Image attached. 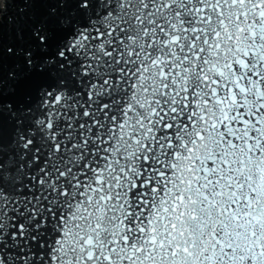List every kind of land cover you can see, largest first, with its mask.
Listing matches in <instances>:
<instances>
[{
  "label": "snow or ice",
  "instance_id": "obj_1",
  "mask_svg": "<svg viewBox=\"0 0 264 264\" xmlns=\"http://www.w3.org/2000/svg\"><path fill=\"white\" fill-rule=\"evenodd\" d=\"M0 264H264V0H0Z\"/></svg>",
  "mask_w": 264,
  "mask_h": 264
},
{
  "label": "water",
  "instance_id": "obj_2",
  "mask_svg": "<svg viewBox=\"0 0 264 264\" xmlns=\"http://www.w3.org/2000/svg\"><path fill=\"white\" fill-rule=\"evenodd\" d=\"M18 7H19L18 4L10 3V4L8 5V10H7L6 14H5L6 17H10V16L14 15L15 12H16V9H17Z\"/></svg>",
  "mask_w": 264,
  "mask_h": 264
}]
</instances>
